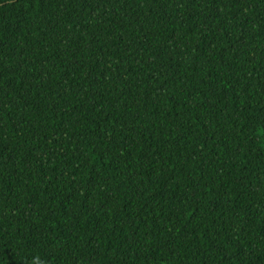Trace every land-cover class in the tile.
<instances>
[{
  "label": "trees",
  "instance_id": "1",
  "mask_svg": "<svg viewBox=\"0 0 264 264\" xmlns=\"http://www.w3.org/2000/svg\"><path fill=\"white\" fill-rule=\"evenodd\" d=\"M0 264H264V0H0Z\"/></svg>",
  "mask_w": 264,
  "mask_h": 264
}]
</instances>
